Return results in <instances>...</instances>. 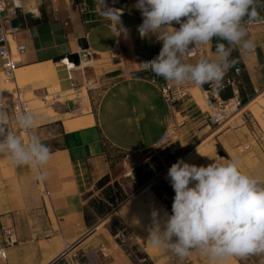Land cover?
<instances>
[{"label": "crops", "instance_id": "1", "mask_svg": "<svg viewBox=\"0 0 264 264\" xmlns=\"http://www.w3.org/2000/svg\"><path fill=\"white\" fill-rule=\"evenodd\" d=\"M107 3L123 10L121 19L129 29L127 39L115 36L114 26L99 15L96 0H4L0 23L10 30L9 48L14 50L18 44L25 47L23 53L15 56L17 66L65 60L68 79H64V68L56 69L62 89L70 85L78 92L87 81H99L105 86L97 98L86 89L82 101H66L63 103L66 108L54 104L52 115L47 109L46 114L33 112L37 123L31 132H26L27 140L36 135L51 149L45 178L40 179L44 192L37 193L34 188L37 179L27 168L11 164L13 175L0 189V232L13 226L17 242L5 248L6 258H0V264H65L75 252L80 255L93 252L94 264H155L146 250L148 227L154 210L161 215L163 210L171 214L175 193L165 180L167 172L163 178L140 184L127 171L135 165L125 160L112 164L108 152L109 149L127 155L145 152L173 128L175 136L169 143L178 154L203 139L212 140L215 149L212 152L221 148L225 153L217 157L239 160L242 171L264 180V136L251 124L252 119L239 118L236 129L215 132L206 107L199 105L195 94L177 108L169 105L160 93L159 84L150 79L156 74L144 70L141 64L159 54L162 42L151 36L139 37L137 26L142 17L133 7L136 0H116L114 5L113 0H107ZM9 10L15 13L10 15ZM258 11L264 17V5ZM248 38L254 42L253 48L236 49L242 103L252 100L264 88V22H252ZM214 48L213 41L201 49L202 55L214 58ZM70 54L79 56L76 63L60 60ZM197 59L188 58V62L195 63ZM233 68L227 75H233ZM45 89L34 88L32 94L38 96ZM220 93L223 98L231 96L229 87ZM9 99L8 91H0V101L8 104ZM82 107H87L84 114ZM89 115L91 123L74 130L66 128L65 121ZM9 128L21 136L11 123L10 114ZM244 142L250 148L239 152L238 146ZM2 159L8 161L9 156L2 155ZM106 176L110 180L107 183L116 181L125 195L136 193L124 205L149 191L153 206L140 213L123 210L124 205L118 210L96 213L90 203L95 192L104 186L98 182ZM21 181L24 183L20 186ZM146 200H142L143 205L148 203ZM91 234L93 237L82 248L73 246L68 255L58 258L66 246ZM235 259L228 264H264V256Z\"/></svg>", "mask_w": 264, "mask_h": 264}, {"label": "clouds", "instance_id": "2", "mask_svg": "<svg viewBox=\"0 0 264 264\" xmlns=\"http://www.w3.org/2000/svg\"><path fill=\"white\" fill-rule=\"evenodd\" d=\"M116 0H113V5ZM99 15L114 26L117 37L129 36L121 19L123 10L107 0H96ZM264 0H136L133 7L142 17L137 26L141 39L155 37L162 42L159 54L141 63L165 81L175 85L223 87L224 77L237 63L233 52L248 51L254 42L247 25L264 22L258 7ZM175 25H179L176 27ZM216 41L214 58L201 55L188 62L194 49ZM17 127L31 132L37 120L31 112L15 117ZM0 154L10 156L16 166H29L44 179L50 147L38 136L27 142L9 128V112L0 102ZM197 166L178 158L166 179L175 195L171 214L151 213L147 239L155 248L171 252L181 261L198 250L211 264L229 258L264 256V180L241 170L239 160L210 158Z\"/></svg>", "mask_w": 264, "mask_h": 264}, {"label": "rangeland", "instance_id": "3", "mask_svg": "<svg viewBox=\"0 0 264 264\" xmlns=\"http://www.w3.org/2000/svg\"><path fill=\"white\" fill-rule=\"evenodd\" d=\"M4 79H5V76L3 75L2 72H0V82L4 83ZM41 82L42 83L36 84L33 87H31L32 85H30L28 83H27V85H23L24 86L23 88L20 86L18 87L22 91V93L24 94V97L29 99V104H30V107L33 108V112L36 111L37 114H46V111H47L46 108H51L52 105H51V103L38 101L39 99L38 98L36 99L32 94V90L34 88L45 87L46 90H48V91H52L55 88L56 91H60L62 97H61V100L59 102H57L56 104L60 108L61 107L66 108V106H64V104H63L66 101H73V100H79V101L81 100L82 101V99H83L82 98V92L84 90L87 89L88 92H91L90 95L94 96V98H97L99 96L101 90L105 86V83H102L99 81H96V82H93V81L88 82L87 81L83 85H81L82 87H81V89H79L78 92L75 89H72L70 87V85L67 86L65 89H62L61 80H59L57 75H55V77L53 79L52 78L44 79ZM56 87H57V89H56ZM0 88H1L0 91H8V89L4 88V86L3 87L0 86ZM69 91L71 92L69 95H72V96L64 94V93L69 92ZM191 92L193 94H195L196 92L199 93L197 88L192 89ZM257 99L258 98H256L253 102H251L250 105L252 103H254ZM197 102L199 103V105L205 107L201 95H200V98L197 99ZM36 106H38V107H36ZM86 108L87 107H82L81 113H83V114L86 113L87 112ZM255 109H257L256 110V116L250 110H247V119H252L251 124H253L255 129H257L259 131V133L262 136H264V101L259 102L258 106H256ZM230 130H233V129H230ZM21 136L23 137L25 142H27L26 134L22 133ZM203 141H205V142H203ZM169 142H170V140L162 142L158 145H155L153 148H151L145 152L137 153V154L127 155V154H125L123 152H119L115 149H109L108 153L112 159V164L122 162V160L129 161V162L133 163V166L135 165V167H129L127 169V171H128V173H131V175L134 177H135V175H138V176L144 178L146 176H149V173H151L152 176L148 178L146 183H150L156 179L163 178L162 175L168 171L169 167L174 162H176L178 158L184 159L186 156L191 154V156H189L185 160L186 162L191 163V164H195L197 166H201V165L206 166V165H208L206 163L207 160H211L213 162V160L210 158H220V157H217L219 154L225 156V153L221 148H218L217 151L212 152L213 150H215L213 148V141L212 140L208 141V139L207 140L203 139V140L199 141L198 143L194 144L188 150H185L184 152L179 153V154L177 153V151L174 150V148L172 147V145ZM200 143H202V144L206 143V146H208L209 148L207 150L203 151L202 153L197 154L198 151L200 150L198 148L202 145V144L200 145ZM2 155L3 154H0V157ZM142 162H144V163H142ZM11 164H12V162H11L10 156H9L8 161L3 160V159L0 160V189H2L3 183L10 180V178L13 175ZM22 167L27 168L32 173V176L35 179H37L38 184L36 185L34 182V186H35L34 188L37 191V193L43 195V185H42L40 179H38L37 171L35 169H32L29 166H22ZM157 167H160V170H157ZM165 180H167V179H165ZM109 181H110L109 178H107L106 180H104L103 182H101L99 184V185H104V186L101 190L95 192V194L92 197V200L99 201L105 207V210L109 209V211H114L115 209L118 210L121 206H123L125 203H127L136 193L132 194V196L130 194H128V196H127L122 191H120L119 187H117L118 185H117L116 181H111L110 183H107ZM23 183L24 182H22V181L19 182L20 186ZM105 183H107V184H105ZM109 198L113 200L112 203L109 202ZM135 198L136 197H134V199ZM44 199L47 202L46 195L44 196ZM100 199H102L103 201L102 200L100 201ZM93 234L87 235L84 238L78 240L77 244L75 245V248H82V246H84V244H86L93 237L92 236ZM123 234L125 235V231L123 232ZM120 238L123 239V237H120ZM166 252H167L166 256L168 258L169 264H211L209 259L206 258L205 256H203L198 250L192 251L191 255L183 261H180L179 258H177V256L170 254V252H168V251H166ZM233 260L234 261L236 260L235 257L229 258L227 261L223 262V264H228L229 262H231ZM94 262H95V257L93 259V264H94ZM150 264H152V263H150Z\"/></svg>", "mask_w": 264, "mask_h": 264}, {"label": "built area", "instance_id": "4", "mask_svg": "<svg viewBox=\"0 0 264 264\" xmlns=\"http://www.w3.org/2000/svg\"><path fill=\"white\" fill-rule=\"evenodd\" d=\"M4 10V0H0V12ZM14 10H9L8 14H14ZM251 23L247 25V31L249 30ZM10 30L0 23V63L1 72L7 79H12L15 69L18 67L15 62V56L23 53L25 50L24 45L18 44L14 50L9 48L7 42V33ZM202 55L201 49H194L192 53L189 54L188 58H199ZM240 66H235L233 68V75H225L223 88L229 87L231 96L229 98H223L219 90H213L209 85H204L203 87L196 86L194 84H185L183 86L175 85L171 82L165 81L162 77L150 76V79L159 84V90L163 99L171 105L173 108H177L180 104L190 101L192 99L191 90L197 88L204 105L206 107V113L208 114V120L214 125V131L219 132L225 129H236L239 126L238 119L247 118V103H242L239 97V79L238 74L240 73ZM10 94L9 103L3 102L7 111L10 114V121L17 131L22 134L26 132L20 130L15 122V117L20 112H31L33 113V108L30 107L29 99L24 97L22 91L16 87L14 90H8ZM264 96V88L256 95ZM36 99L47 103H51L53 106L61 100L60 91H48L40 93L38 96L33 95ZM2 102V101H0ZM196 104V103H195ZM175 129H171L165 132L161 138L157 141L156 145L171 140L175 136ZM250 148V144L247 142L242 143L238 146L239 152H245ZM130 174V173H129ZM44 192V191H43ZM17 242L15 229L13 226H9L2 229L1 232V244H0V258L5 260L6 252L5 248L11 246ZM77 244H70L65 247V249L58 256L59 259L64 258ZM94 253L88 255H80L75 252L65 264H93Z\"/></svg>", "mask_w": 264, "mask_h": 264}, {"label": "bare ground", "instance_id": "5", "mask_svg": "<svg viewBox=\"0 0 264 264\" xmlns=\"http://www.w3.org/2000/svg\"><path fill=\"white\" fill-rule=\"evenodd\" d=\"M63 59H66L68 64L70 63V61L67 58H63ZM63 61H65V60H63ZM63 61H60L59 63H53V64L47 63V64H37V65H32V66H18L14 71V75H13L12 79H7L5 77L4 83L0 82V86H2V87L4 86V88H6L8 90L9 89L14 90V88L19 87V86L23 88L24 87L23 85H27V83H28V84L32 85L31 87H33L36 84L42 83L41 81L44 79L54 78L56 73H57L56 69H61V68L65 69L66 76L64 77V79L67 80L69 77V73L67 70V65ZM56 89H57V87H56ZM54 90H55V88H54ZM70 93L71 92L69 91V92H66L64 94L69 95ZM69 96H72V95H69ZM194 97L196 99H199L200 98L199 93L196 92ZM256 98H258V99L250 105V103L253 102ZM38 101H41V100H38ZM261 101H264L263 95H258L256 97H254L252 100L249 101V103H247V105H246L247 110H250L256 116V110L257 109H255V108H256V106H258L259 102H261ZM41 102H43V101H41ZM36 107H38V106H36ZM46 109L48 110V114L52 115L53 109L52 108H46ZM91 122H92V119H91V116L89 115L87 117H82L79 119L65 121L64 123H65V126L68 130H74V129H78L79 127H82L86 124H89ZM208 148L209 147L206 146V143L202 144L198 148L200 150L198 151L197 154L202 153L203 151L207 150ZM189 156H191V154L186 156L184 158V160H186ZM166 175H167V173L164 175L165 178H166ZM143 199L144 200L147 199L146 201L148 203H146V205H143V202H142ZM152 200H153L152 193L149 191H146L145 193L143 192V194H140L138 197L133 199L129 205H125L122 209L127 210V211H137L139 213H140V210L148 211L151 208L150 205L153 206ZM162 212L164 213V210ZM137 224H138V221H137ZM141 224L143 225V223H140V226H141ZM146 250H147L149 256L151 257V259L153 260V262L155 264H169L168 258L163 253V251L160 248L153 247L148 239H147ZM46 261H48V260H46Z\"/></svg>", "mask_w": 264, "mask_h": 264}, {"label": "trees", "instance_id": "6", "mask_svg": "<svg viewBox=\"0 0 264 264\" xmlns=\"http://www.w3.org/2000/svg\"><path fill=\"white\" fill-rule=\"evenodd\" d=\"M215 43H216V41H214ZM232 56H233V58H235V59H238L239 58V54H238V52H237V50H235L234 52H233V54H232ZM157 170H160V167H157ZM152 176V174L151 173H149V176H146V177H140V176H138V175H135V178H136V180L140 183V184H143L145 181H147L148 180V178L149 177H151ZM108 177L106 176V177H104V178H102L99 182H98V184H100L101 182H103L104 180H106ZM118 187V186H117ZM109 202H113V200L112 199H110L109 198ZM91 207H93V211H95L96 213H100V214H103V213H106L105 212V207L102 205V204H100V203H98V202H95V201H91ZM87 219H88V216H87Z\"/></svg>", "mask_w": 264, "mask_h": 264}, {"label": "water", "instance_id": "7", "mask_svg": "<svg viewBox=\"0 0 264 264\" xmlns=\"http://www.w3.org/2000/svg\"><path fill=\"white\" fill-rule=\"evenodd\" d=\"M63 58H67L69 61L76 63L79 56L77 54H70L68 56H61L60 60H62ZM219 156H221V155L219 154Z\"/></svg>", "mask_w": 264, "mask_h": 264}]
</instances>
